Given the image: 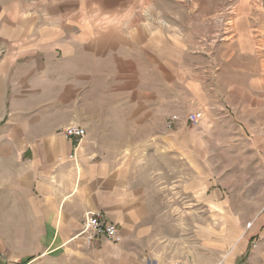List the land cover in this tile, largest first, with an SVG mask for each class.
Returning <instances> with one entry per match:
<instances>
[{"label": "crops", "instance_id": "obj_1", "mask_svg": "<svg viewBox=\"0 0 264 264\" xmlns=\"http://www.w3.org/2000/svg\"><path fill=\"white\" fill-rule=\"evenodd\" d=\"M98 27L40 21L0 2V264H264V209L249 219L223 213L218 229L209 214L190 230L201 243H187L160 179L168 156L180 164L189 157L202 173L189 188L209 207L227 203L220 191L206 193L220 190L217 182L229 187L231 174L215 161L231 154L209 132L221 110L235 114L241 135L253 125L247 118L263 124L264 44L230 52L216 74L209 64L198 73L196 64L186 78L176 65L169 78L165 43L152 49L134 32ZM168 85L175 109L200 113L198 128L178 116L168 131ZM71 125L86 129L79 144L64 134ZM249 131L253 153L258 135ZM152 140L161 142L154 154L140 149ZM150 156L165 167L143 159ZM88 212L117 225L121 243L101 238L86 246L80 234Z\"/></svg>", "mask_w": 264, "mask_h": 264}, {"label": "rangeland", "instance_id": "obj_2", "mask_svg": "<svg viewBox=\"0 0 264 264\" xmlns=\"http://www.w3.org/2000/svg\"><path fill=\"white\" fill-rule=\"evenodd\" d=\"M0 2L7 3L12 11L16 8L21 9L24 14L35 15L40 21L54 19L91 22L96 23L98 28L109 30L117 28L120 34L134 32L136 43L150 41L152 49H157L159 44L162 46L165 43L169 57L166 66L169 78L171 75L172 78L177 75L178 67L184 77L188 78L196 64L199 65L198 73L204 75L205 69L200 66L209 64L212 73L216 74L224 65V57H228L230 52L250 49L251 46L261 51L262 43L264 44V0H0ZM175 52L180 53L181 60H175ZM243 59H247L249 68L255 67L254 60L251 62L250 58L245 56ZM176 65L180 66L176 68ZM218 79L215 77L214 84H221ZM220 79L226 81L225 76ZM172 81L174 83L173 79ZM172 88L168 85L165 91L167 122L170 116L186 118L192 114L191 109L181 111L174 108L176 102L173 100L174 87ZM221 112L223 115L218 116L222 119H215L209 133L214 140L216 139L218 148H224L231 154L215 158L221 165L219 171L231 170V174H225L226 178H230V183H227L231 187L223 188V184L217 182L216 186L220 190L216 187L209 188L206 193L211 195L215 191H220V200L224 198L227 203L215 208L209 207L194 188H189L188 183L195 180L196 175L199 178L202 175L194 172L189 157H183L180 164L178 158L168 156L167 171L161 174L160 179L166 182L167 212L177 215V228H182V238L187 243L191 241L201 243L200 237L196 239L195 234L191 236L190 230L201 229L202 225L207 224L206 218L209 214H216V219L212 223L215 229H218L223 228V224L226 223L217 219L218 216H223V213H234L249 219L264 209V115L262 125L257 123L255 125L252 117L247 118L253 125L248 127V136H245L241 135L242 126L235 114L229 109ZM188 124L190 129L198 128L195 127L197 124L190 122ZM166 127L169 131L167 125ZM249 130L258 135L256 136L258 146L256 145L253 153L250 151V148L254 147L249 146L251 142L249 137L251 139L255 137ZM236 136H241L238 142L235 141ZM141 143L143 145L140 149L154 154L161 142L152 140ZM261 150L263 152L259 156L256 152ZM143 159L151 165L164 164L163 159L157 156ZM155 176L159 180L157 175ZM180 183L182 185H179ZM192 215L198 216L197 221L192 219ZM244 221L241 223L244 224ZM247 223L248 221H245V224Z\"/></svg>", "mask_w": 264, "mask_h": 264}, {"label": "built area", "instance_id": "obj_3", "mask_svg": "<svg viewBox=\"0 0 264 264\" xmlns=\"http://www.w3.org/2000/svg\"><path fill=\"white\" fill-rule=\"evenodd\" d=\"M200 117V113H197V115L192 113L187 116V121L196 125ZM176 121H178V116H171L167 124L168 128L172 129ZM64 134L68 138L75 139L79 144L85 138L87 132L82 126L71 125L64 130ZM75 157V154L71 155V159H75ZM80 235L83 237L86 246H91L101 238L113 244H119L122 241L118 226L114 223L105 222L100 212H88L85 215L83 230Z\"/></svg>", "mask_w": 264, "mask_h": 264}]
</instances>
